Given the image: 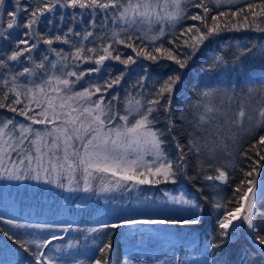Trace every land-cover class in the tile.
<instances>
[{
  "label": "snow or ice",
  "instance_id": "obj_1",
  "mask_svg": "<svg viewBox=\"0 0 264 264\" xmlns=\"http://www.w3.org/2000/svg\"><path fill=\"white\" fill-rule=\"evenodd\" d=\"M245 29L264 32V0H0V108L30 121H0V179L43 180L69 191L103 193L175 185L187 178L194 190L165 193L168 203L179 206L173 215L124 217L83 230L103 233L91 237L98 241V255L87 262L69 256L71 264H111L112 234L104 230L138 225L163 226V239L173 245L172 255L156 264H192L176 246L195 244L206 212L215 224L197 264H255L257 259L264 264V73L253 79L244 67L253 49L233 53L231 62L224 53L216 55L201 69L216 86H194L196 99L179 116L174 105L177 86L201 46L223 32ZM42 45L46 51L37 59ZM106 61L123 67L114 69ZM163 61L177 67L153 79L151 66ZM133 65L140 68L132 84L135 94L128 92L121 101L117 88L127 82ZM257 94L261 99L252 107ZM160 123L164 127H157ZM178 129L184 130L183 142ZM242 133L251 137L246 146L240 143ZM169 142L174 156L165 149ZM232 150L239 158L222 163L220 154L231 156ZM226 187L231 196L221 195ZM72 229L60 226L63 232ZM241 239L247 243L233 251L230 245ZM54 240L63 237L14 242L35 264H57L45 252ZM78 244L69 241L64 247Z\"/></svg>",
  "mask_w": 264,
  "mask_h": 264
},
{
  "label": "trees",
  "instance_id": "obj_2",
  "mask_svg": "<svg viewBox=\"0 0 264 264\" xmlns=\"http://www.w3.org/2000/svg\"><path fill=\"white\" fill-rule=\"evenodd\" d=\"M186 23H192L187 21ZM109 28L113 26L108 25ZM58 47H64L65 51H68V46L57 45ZM47 46L42 45V51L37 53V59L46 51ZM253 49V54H249L244 57V67L250 69V75L254 73L253 79L262 77L264 73V32H256L254 30H241L239 32H223L219 36L211 38L201 46L200 51L193 58L188 69L185 70L186 74L183 78V82L177 86V90L174 96V105L176 114L179 116L180 112L187 109L190 101L196 99L194 94V86H216L217 81L214 78H209L205 75L201 69L206 63H211L216 55L224 53L227 55L229 62L232 60V54L237 53L243 49ZM130 53V50H127ZM50 59H55L54 54L49 53ZM147 64L148 62H143ZM106 64L114 69L122 68L115 61H106ZM87 67V65H84ZM177 66L170 61H163L159 66H151V75L153 79H162L166 77ZM133 71L129 78H126L127 82H122L118 86L117 91L121 97V101L128 92L135 94V90L132 88V84L135 81L136 75L139 73L140 68L138 65L132 66ZM38 77L41 73L37 74ZM37 82H39L38 78ZM224 81V86L227 84V80L221 77ZM233 83H235V77H232ZM261 96L257 94L252 99V107L256 106L257 100H260ZM121 102L118 107L122 106ZM191 118V117H189ZM0 119H14L15 121L26 120L25 117L19 116L17 113H13L6 108H0ZM157 127H164L163 123L157 125ZM177 134L180 136L181 142L184 141V130L178 129ZM264 134V133H262ZM244 136V139L240 143L247 144L251 137ZM170 141V137H165ZM166 151L172 156L175 155V148L171 142L165 145ZM239 158V153L232 150V155L227 153H221L220 158L222 163H227L233 157ZM237 181L240 179V174L237 173ZM94 186L98 188L99 180L93 182ZM65 184L67 182L65 181ZM157 191L161 189H168L173 192L184 191L186 193H192L194 190L191 187V183L187 178H181L180 181L173 185L159 184L150 185ZM82 187V182H81ZM123 190H113L111 192H91L85 193L83 191H69L67 186L65 188H59L55 184L45 183L43 180L35 181L32 179L24 181L14 180H2L0 179V217L4 220H13L17 224L24 225V227H14L4 223V220H0V229L7 231L13 239H9L3 232H0V264H35L34 258L30 252H26L19 244L15 243V240L27 242L29 240H46L50 239L52 235L63 237V240H54L45 252L54 260L57 264H71V260L67 259L69 256H75L78 260L88 261L90 257L98 255L95 252L98 241H94L92 236H101L103 233H87L88 228H99L103 223H113L120 218L132 217L136 219L145 218H163L169 215L175 214L172 210H166L160 215L158 211L154 209L144 208L146 206L144 199H130L128 198L126 203L114 195V192H121ZM232 192L230 188H225L221 195L231 196ZM147 202V201H146ZM261 210H264V205H260ZM154 209V210H152ZM151 214V215H148ZM71 224L73 229L69 232H63L60 230V226H66ZM215 224V217L209 212H206L203 217V222L199 230L197 231V239L195 244L182 243L176 247L181 248L179 252L181 257H185L197 264V261L201 258V253L206 240L213 232ZM32 225H53L49 228H36L30 227ZM136 226H126L116 230H104L105 232H111L113 251L111 255V264H122L125 259L131 260L133 264H156L157 260L163 261L166 257L172 255L171 249L173 246L164 250V253L156 254L153 258L144 259V257L133 256L126 254L122 251L120 234H124L128 229ZM159 227L150 225L151 233L154 232V237L151 234H146L145 229L136 230L124 238L125 244H132L136 241H141L147 245H157L154 241L157 239L156 233L160 232ZM79 229L80 231H78ZM87 237V238H86ZM69 241H79L76 248L67 249L64 246ZM247 243L243 239L238 244L230 245L231 249L235 251L241 245ZM33 248L34 245H29ZM59 249V250H58ZM161 250L157 247V250ZM164 249V248H163ZM235 260V256L231 257ZM255 264H260L259 259Z\"/></svg>",
  "mask_w": 264,
  "mask_h": 264
},
{
  "label": "rangeland",
  "instance_id": "obj_3",
  "mask_svg": "<svg viewBox=\"0 0 264 264\" xmlns=\"http://www.w3.org/2000/svg\"><path fill=\"white\" fill-rule=\"evenodd\" d=\"M124 107V104L120 107L122 110ZM38 111V109L36 110ZM4 119H0V121H3ZM18 123H24V124H29L30 121L28 120H21L17 121ZM34 128H40L42 129V125H33ZM149 157H146L148 159ZM165 193H172L173 195H178L180 192H173L168 189H161V191H157L153 186L150 185H140L136 188H132L130 191L123 190L121 192H114L113 194L116 195L117 197L121 198L124 203H126L127 199H144L146 206L144 208L151 209L155 207L160 215L162 212H165L166 210H174L178 208L179 206L172 205L168 203V197L165 195ZM147 201V202H146ZM152 209V210H154ZM151 215V214H148ZM150 230V225H138L134 228L128 229L124 234L119 235V239L121 240V246H122V251L126 254L133 255V256H140L144 257V259H150L153 258L156 254L163 253L165 249L169 248L170 246H173L170 244L167 240L163 239L165 232L162 230L163 227H159L160 232L156 233L155 236L157 239L154 241L157 245H147L146 243H142L141 241H136L135 243L132 244H125L124 237L127 235H131L135 230ZM146 232V231H145ZM147 233V232H146ZM151 236L154 237V234H151ZM196 238V237H195ZM157 247H159L161 250H157ZM164 248V249H163Z\"/></svg>",
  "mask_w": 264,
  "mask_h": 264
},
{
  "label": "bare ground",
  "instance_id": "obj_4",
  "mask_svg": "<svg viewBox=\"0 0 264 264\" xmlns=\"http://www.w3.org/2000/svg\"><path fill=\"white\" fill-rule=\"evenodd\" d=\"M197 239V234H196V238H195V240Z\"/></svg>",
  "mask_w": 264,
  "mask_h": 264
},
{
  "label": "water",
  "instance_id": "obj_5",
  "mask_svg": "<svg viewBox=\"0 0 264 264\" xmlns=\"http://www.w3.org/2000/svg\"><path fill=\"white\" fill-rule=\"evenodd\" d=\"M164 253V252H163ZM162 254V253H161Z\"/></svg>",
  "mask_w": 264,
  "mask_h": 264
}]
</instances>
